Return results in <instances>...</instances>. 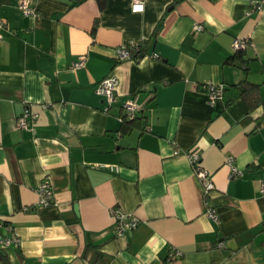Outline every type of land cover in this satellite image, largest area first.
Masks as SVG:
<instances>
[{
    "label": "crops",
    "instance_id": "1",
    "mask_svg": "<svg viewBox=\"0 0 264 264\" xmlns=\"http://www.w3.org/2000/svg\"><path fill=\"white\" fill-rule=\"evenodd\" d=\"M257 1L105 0L100 10L97 0H30L38 16L25 17L20 0H0V221L19 237L0 248V264H264ZM236 39L246 46L232 64ZM130 41L142 52L117 61ZM109 75L119 82L110 105L95 91ZM244 80L258 86L252 106L235 87ZM208 85L223 86L222 99L211 103L200 90ZM130 100L146 126L123 133ZM27 108L37 119L17 129ZM193 152L214 185L206 196ZM228 157L241 177L229 179ZM112 209L137 228L116 236ZM172 250L181 256L168 262Z\"/></svg>",
    "mask_w": 264,
    "mask_h": 264
},
{
    "label": "built area",
    "instance_id": "2",
    "mask_svg": "<svg viewBox=\"0 0 264 264\" xmlns=\"http://www.w3.org/2000/svg\"><path fill=\"white\" fill-rule=\"evenodd\" d=\"M18 8L25 17L38 16L36 10L30 6V0H20ZM255 9L258 10L259 12L264 10V1L262 0L257 1L255 4ZM132 10L134 12L141 11L142 5H138L135 3L133 5ZM3 28H4V23L0 19V30H2ZM193 31L200 32L202 31V27L200 25H194ZM0 41H1V35H0ZM142 45L143 43L130 41L128 43L118 46L115 49L116 60L117 61L129 60L133 56H137L140 53V49ZM232 46L234 51L244 49L246 46V41L236 39L233 41ZM84 62H85V57L80 56L78 57L77 61L72 64V67L78 68L82 66ZM118 84H119L118 79L113 75H109L103 78L97 84L95 91L100 97L103 98L104 101L107 102L108 105H110L115 98V92ZM200 90H202L204 93L207 94L211 103H214L215 101L222 99L224 87L221 85L218 86L208 85V86H202ZM44 108H47V106H44ZM122 108L126 119L130 120L136 117L137 107L134 101L132 100L127 101L126 103L123 104ZM36 119H37V113L31 112L27 108L16 118L15 121L16 128L25 130L28 128L29 125L33 124ZM177 154L178 152L175 151L174 155ZM186 155L190 163L192 164L194 175L197 177V179L200 181L203 187L205 196L208 195L211 191L214 190V185L211 178L209 177V173L205 171V169H203V167L200 164L199 153L193 152V153H188ZM227 165L229 166L230 169L229 179L242 176V172L234 166V158L228 157ZM260 193L264 195V184L261 185ZM37 194H38L39 206L46 207L48 205L53 204L52 192L49 185L46 182H43L39 185V187L37 188ZM111 214L115 219V225L113 230L116 236H121L124 235L125 233H131L134 229L137 228L139 222L135 218H131L128 221L125 220L123 213L118 209H112ZM205 214L209 219H211L215 223H218L219 218L215 209L210 207L208 204L205 205ZM2 227H4L5 231L9 234V236H5V237L0 236V248L3 250H7L12 244L18 245L19 237L17 236V234L14 233L10 227L4 226L0 221V228ZM218 247H221V244H218ZM180 256L181 253L179 251L172 250L169 252L167 261L171 262L174 258Z\"/></svg>",
    "mask_w": 264,
    "mask_h": 264
},
{
    "label": "trees",
    "instance_id": "3",
    "mask_svg": "<svg viewBox=\"0 0 264 264\" xmlns=\"http://www.w3.org/2000/svg\"><path fill=\"white\" fill-rule=\"evenodd\" d=\"M97 2L99 4V9L102 10L105 6V0H97ZM142 50H143V45L140 49V52H142ZM243 52L244 49L234 51V54L227 59V62L232 64L237 62L238 63L243 62ZM235 87L239 89V97H242L245 100V102H247V104L251 106L255 104V98L257 97V91H258L257 85L251 84L244 80L241 81L238 85H235ZM224 93H225V88L223 90V96ZM229 102H227V104ZM145 126H146V122L144 121V119L140 118L138 114L134 119H130V120L126 119L125 116L122 117L121 131L123 133H129L136 129H141L143 131L145 129ZM2 253L3 252L0 251V254Z\"/></svg>",
    "mask_w": 264,
    "mask_h": 264
}]
</instances>
